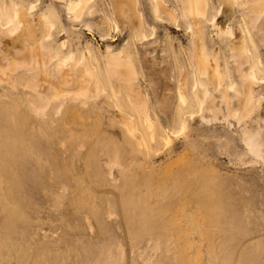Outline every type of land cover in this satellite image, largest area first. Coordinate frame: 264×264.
Wrapping results in <instances>:
<instances>
[{
    "label": "rangeland",
    "instance_id": "374dc122",
    "mask_svg": "<svg viewBox=\"0 0 264 264\" xmlns=\"http://www.w3.org/2000/svg\"><path fill=\"white\" fill-rule=\"evenodd\" d=\"M126 1L0 0V56L18 10L46 67L0 57V264H264V0ZM58 53L85 93L56 91Z\"/></svg>",
    "mask_w": 264,
    "mask_h": 264
},
{
    "label": "bare ground",
    "instance_id": "6f19581e",
    "mask_svg": "<svg viewBox=\"0 0 264 264\" xmlns=\"http://www.w3.org/2000/svg\"><path fill=\"white\" fill-rule=\"evenodd\" d=\"M120 1H122V0H120ZM126 2H128V1H126ZM202 2H204V1H202ZM123 3H122V5H123ZM84 4H85V2L83 3V5ZM117 4L116 5L118 6L119 12H123L122 10H124V9H122V5H120L121 2L120 3H117ZM133 4H134L133 3V0H129V7L132 8ZM199 4H200V0H189V5H188L189 12L191 14H193V15H199L201 13V10L199 9ZM69 7H70V9L73 10V12H76L77 11L76 9H82V8L79 7V5H75L73 2H71L69 4ZM156 10H158V9H156ZM40 20H41V23L44 24L45 26H47V29L50 31L51 28H52V24L53 23L50 24V21H48L49 20L48 19V16L43 14V15L40 16ZM9 22L10 23L7 24L6 27H9V30H10V32H9L10 33V35H9L10 37L9 38L12 39V40L9 43L10 44L9 45L10 47H8V50L10 49L12 51L11 52L12 55L11 56L5 55L6 52H4L5 54L3 53L4 55H1L2 57L0 56L2 58V62L4 63L6 61V59H7L8 60V63L11 66H13V69H15V70L21 68L23 66V64H25V66L29 68V71H33L35 69H39L38 70L39 72L44 71V68H46L44 66V58H43V56H41L38 53L34 57V47H35L34 44H31V43L28 42V44L23 45V47L17 46V44L20 43L21 40L23 39L22 34L21 35L19 34V32L21 31L20 28L21 27H23V29L26 28V25H25L26 21H25V19H22L20 17V13H19L18 10L12 12L11 18H10ZM0 23H1V27H2L4 25V23H2L1 17H0ZM213 24L216 25V19H213ZM193 26H190L189 29L190 28L192 30L193 29H196ZM25 33H26L25 34V38H32V37H35L37 35L36 30L33 29V28L32 29H28L27 28V32H25ZM229 33H230V35L234 39H236V36H235L234 32L231 31L230 29H229ZM15 36H16V38H14ZM64 45L65 44L63 43L62 46H64ZM242 48H243V46H242ZM247 50L249 51L248 48H247ZM106 52H107L108 64H109V67H110V70H111V74H114V75H119V74L129 75V74L132 73V66L129 65L128 63L127 64H124V63L121 62L122 61V57H123V55H122L121 52L114 53L110 49H108ZM55 56L58 57V61L56 62L57 64H56L55 69H56L57 72L61 73V76L58 78V81H56L55 82V85H54L55 88H56V91H61V93L64 92L65 94H69L71 92H74V93H77V94L80 93V92L85 93L86 92V89H87V85L84 84V83H81L80 81H78V79L80 77L79 78L77 77V75H81L82 74V71L84 70L83 66H82V68H80L82 63L80 62L79 64H76V65L74 64L76 70L79 67L78 74L74 75L73 73H76V72H73L72 71V68L73 67L71 65L72 62L74 61V57H75L74 54H70L67 57H63V56H61L58 53ZM198 57L199 58H202V59H200L201 60V63L200 64H201V69H202L201 73L204 74V76H200V78L198 76V80H193L194 82H192V85H191V91H192V96L191 97H192L193 100L199 101L200 105L203 106V105H205L206 100H207L208 96L210 95L209 90L208 89H205L206 86L208 85L207 84L208 83V81H207V76L208 75H206L205 72L209 69V65H208V62L204 59V57L202 55L201 56L198 55ZM31 62L32 63L33 62L36 63L38 65V67L32 69L31 68ZM3 63H0V66H2ZM35 72H37V70ZM3 75L4 74L2 72V69L0 68V77H2ZM247 78H248L249 81H251L253 83H263L262 82V79L259 78L256 75L255 71L253 70V66L250 67V71L247 74ZM23 79L27 80L28 78L25 77ZM192 79H193V77H192ZM41 81H43L42 84L38 83V80L37 79L36 80L34 79L35 87L37 88V91L39 92L40 96H42L43 103L41 105H46V104L49 103V98H48V96H44V95H46V92L49 89V87L47 86V84L50 83L51 80H50V78L48 79L46 76L43 75V77H41ZM27 82H29V81L27 80ZM44 82H45V84H44ZM185 85H186V83H185ZM229 86H230V89L236 90V85L230 84ZM81 87H83V88H81ZM104 89H102V90H104ZM238 93H240V92H238ZM74 97H75V95H74ZM137 97L134 96L135 99ZM179 97H180V99L182 101H184V102L186 101V96H185V94L183 92H180ZM137 102H138V100H137ZM42 107H45V106H42ZM148 121H149V124L152 123L151 119H148ZM129 131H130V129H129ZM130 133H132V132L130 131Z\"/></svg>",
    "mask_w": 264,
    "mask_h": 264
},
{
    "label": "crops",
    "instance_id": "0c3cea01",
    "mask_svg": "<svg viewBox=\"0 0 264 264\" xmlns=\"http://www.w3.org/2000/svg\"><path fill=\"white\" fill-rule=\"evenodd\" d=\"M187 14L189 15V16H191V14L187 11ZM192 17V16H191Z\"/></svg>",
    "mask_w": 264,
    "mask_h": 264
}]
</instances>
